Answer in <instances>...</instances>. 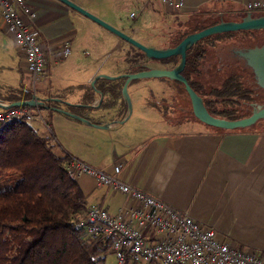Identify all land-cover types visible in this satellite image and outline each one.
<instances>
[{
	"label": "crops",
	"instance_id": "1",
	"mask_svg": "<svg viewBox=\"0 0 264 264\" xmlns=\"http://www.w3.org/2000/svg\"><path fill=\"white\" fill-rule=\"evenodd\" d=\"M72 1L148 43L149 35L139 25L144 15L155 19L161 11L175 16L169 14L175 11L162 0ZM183 1L185 7L177 11L180 17L198 12L247 13V3L254 0ZM29 2L38 12L36 24L50 61L47 81L38 87L46 91L37 89L36 96L45 101L42 111L56 136L57 150L64 149L106 171H112L118 161L124 162L120 176L127 182L214 225L222 240L264 257V129L225 130L195 118L172 125L168 113H173V107H167L166 113L159 109L151 101L153 88L144 89L150 83H143L146 80L128 86L131 113L127 107L125 114L124 95L125 101L120 99L116 107L98 108L104 100L103 77L95 85L93 80L101 73L130 72L124 55L131 44L62 0ZM215 3L222 7H212ZM133 11L141 12L138 21L129 17ZM9 43L14 48L10 49ZM65 44L70 46L66 56ZM56 59L59 63L52 66ZM28 76L25 56L0 17V99L10 103L5 99L9 86L23 85L26 90ZM157 82L168 85L165 80ZM87 104L92 108L85 107ZM57 108L80 113L92 121L100 119L108 127L84 122ZM38 129L47 131L42 125ZM78 181L90 203L112 213L130 203L125 194L99 185L90 176Z\"/></svg>",
	"mask_w": 264,
	"mask_h": 264
},
{
	"label": "trees",
	"instance_id": "2",
	"mask_svg": "<svg viewBox=\"0 0 264 264\" xmlns=\"http://www.w3.org/2000/svg\"><path fill=\"white\" fill-rule=\"evenodd\" d=\"M170 13L176 18L179 17L177 11ZM199 13L201 12L197 14ZM252 13L261 15L264 11ZM247 14L248 12L241 13L242 18ZM210 15L206 14L207 17ZM206 20L200 19L195 24L178 20L177 26H170L172 28L168 29L163 26L161 30H156L159 31L157 36H163L159 40L161 42L159 48L175 46L189 33L218 23L221 19L210 22ZM259 32H264V28L215 33L202 38L188 49L183 74L203 97L206 107L213 115L239 119L249 116L259 108V104L264 105V88L256 80L252 67L238 51L264 44L255 43L256 34ZM234 38L248 42L247 45L231 49L232 59L237 62V67L208 86L204 77L211 72H214L215 76L218 74L213 68L209 70L206 68L211 48L219 41ZM140 41L154 46L151 41L149 43L142 39ZM124 60L128 63L127 71L137 72L152 67L153 62L162 67L172 68L179 63L180 56L150 59L144 51L131 44L124 55ZM143 79L146 78L134 79L130 83ZM158 79L165 80L168 86L176 88L183 98L185 95L190 98L182 82L169 77ZM100 81L104 100L98 108L109 110L116 107L120 99L125 101L122 89L126 77L115 79L103 77ZM6 93L5 99L10 103L33 97L32 90L29 87L25 90L23 85L9 86ZM172 97L176 96L173 94ZM162 99L163 102L152 98L151 101L164 113L167 107L169 109L176 106V110L180 108L183 115L191 114L198 119L193 112L192 104L185 109L186 107L180 104L168 103L165 96ZM85 107L92 108L88 104ZM127 107L125 101V114ZM39 108L44 110L43 106ZM94 121L102 122L100 119ZM263 123L264 118L249 127L225 130H262ZM57 147L54 131L42 132L30 125L23 116L0 124V177L12 183L10 186L0 188V264L106 263L107 253L111 252L108 244L101 237H91L80 224V217L86 213L91 203L88 193L78 179L68 174L69 161L75 155L64 149L59 151ZM126 264L134 263L128 261Z\"/></svg>",
	"mask_w": 264,
	"mask_h": 264
},
{
	"label": "built area",
	"instance_id": "3",
	"mask_svg": "<svg viewBox=\"0 0 264 264\" xmlns=\"http://www.w3.org/2000/svg\"><path fill=\"white\" fill-rule=\"evenodd\" d=\"M173 11L185 7L183 0H162ZM248 11H264V0L247 3ZM141 12L129 17L138 21ZM0 17L24 54L29 87L36 96L40 84L47 81L49 58L36 24L37 10L29 0H0ZM70 46L64 45L68 55ZM59 59L54 61V65ZM1 103H4L0 99ZM25 117L30 125L44 126L53 133L48 118L39 107L13 106L0 109L3 121ZM124 162L118 161L112 171L97 168L77 156L68 164V174L74 178L90 176L96 182L129 199L117 213L91 203L80 217V224L91 237H101L116 258V264H264V257L220 238L217 228L195 218L189 212L127 182L120 176Z\"/></svg>",
	"mask_w": 264,
	"mask_h": 264
},
{
	"label": "water",
	"instance_id": "4",
	"mask_svg": "<svg viewBox=\"0 0 264 264\" xmlns=\"http://www.w3.org/2000/svg\"><path fill=\"white\" fill-rule=\"evenodd\" d=\"M69 6L75 8L101 25L105 26L130 44L141 49L145 52L146 56L150 59H165L174 55L180 56L179 63L172 67H149L147 69L137 71V72H124L119 75H110L106 73L99 74L92 82L95 85L96 80L99 77H105L108 79H115L118 77H126V81L123 85V95L128 103L130 113L132 111V100L130 97L128 86L130 82L134 79L141 78H160L169 77L178 80L184 84L186 91L191 100L193 112L195 116L202 122L223 129H234L239 127H249L255 124L259 119L264 118V105L259 106L255 109L249 116L239 118V119H227L223 117H218L210 113L208 108L204 103L203 97L191 86L188 79L184 76L183 70L187 62V51L190 47L196 44L202 38L220 32L226 31H237V30H247V29H263L264 28V14L254 15L251 11L240 20H225L221 19L218 23L207 26L201 30L191 32L186 35L177 45L172 47L159 48L151 45H147L134 36L126 33L125 31L119 29L113 24L107 22L106 20L100 18L93 12L89 11L85 7L77 4L72 0H62ZM241 55L246 59L247 63L252 67L255 75L258 78V83L264 88V44L260 46L251 47L247 50L240 51ZM57 101L66 102L60 98H56ZM0 106L3 108L13 107V106H30L38 107L45 106V101L38 96H33L30 99L16 100L11 103H1ZM64 114L80 119L84 122L93 124L99 127H108V124L95 123L90 119L69 110L57 108Z\"/></svg>",
	"mask_w": 264,
	"mask_h": 264
},
{
	"label": "rangeland",
	"instance_id": "5",
	"mask_svg": "<svg viewBox=\"0 0 264 264\" xmlns=\"http://www.w3.org/2000/svg\"><path fill=\"white\" fill-rule=\"evenodd\" d=\"M222 7L221 3H215V5H212V7ZM162 9V8H161ZM171 14V13H169ZM209 14V13H207ZM149 16V15H148ZM147 15H144L141 23L139 25L142 26V28L144 29V32L147 33L149 35L150 41L152 42V44L155 47H160L161 42L159 40L162 39L163 36L159 37L157 36V32L159 31H155V30H161L164 27H166V29L168 28H172L173 26H177L178 24L177 21L178 20H183L184 22L187 21L186 23L190 24H195L197 21H199L200 19H207L206 22H210L212 20H219V19H225V20H240L242 19L241 14H237V15H231L228 13L225 14H219V12H216L215 14H211L209 17L206 16V13H199V14H195V15H190V16H185V17H178L176 18L175 16H166L164 13L162 14V12L160 11L159 14L157 15V18L153 19L151 17H148ZM172 26V27H170ZM175 29V27H174ZM168 34L165 35V37H167ZM257 37V42L255 43H264V32H259L256 34ZM141 39V38H140ZM248 42H246L245 40H241L240 38H234V39H228V40H223V41H219L216 43V45L214 46V48H211L210 54L208 55V60L206 63V68L212 69L214 71H217L218 74L211 72L209 73L206 78L204 77V80L206 81L207 85L211 86V83L214 82L217 79H220L222 77V75L227 74L228 71H230L231 69H235V67H237V62H235L232 59V54H231V49L235 46H243V45H247ZM212 46V45H210ZM14 48V46L12 45V43H9V48ZM118 58V55L117 57ZM157 63H152V66L156 65ZM146 81L144 82H150L148 86H144V89H148V88H153L152 92H151V98L152 99H156V100H160L163 102V97L165 96L167 99L166 101L170 104L172 103H177L180 104L182 106H184L185 109H187L188 107L191 106V101L190 98H187V96L185 95V97L183 98L182 96H180V94L178 93L176 88H172V86H168L165 83H160L157 82L158 79L156 78H149V79H143ZM141 83V84H143ZM163 88L162 93L158 92L160 91V89ZM38 91L41 93H44V89H40L38 88ZM174 94V96L176 97H172V95ZM183 98V99H182ZM39 107V106H38ZM173 113L169 112L168 113V120L172 123V125H176L177 123H180V121L184 120L185 123H187V121H189L188 119H194V116H192L191 114L188 115H183V113L181 112V109L179 108L177 112L179 113H175L176 112V106L172 108ZM184 114H186L184 112ZM182 119V120H181ZM263 127H264V123H263ZM43 132L44 129L42 130ZM79 179V178H78ZM12 185V183L6 179H4L3 177H0V188L2 187H6V186H10ZM105 264H116V258L114 256L113 253L108 252L107 256H106V263Z\"/></svg>",
	"mask_w": 264,
	"mask_h": 264
},
{
	"label": "flooded vegetation",
	"instance_id": "6",
	"mask_svg": "<svg viewBox=\"0 0 264 264\" xmlns=\"http://www.w3.org/2000/svg\"><path fill=\"white\" fill-rule=\"evenodd\" d=\"M262 45V44H261ZM258 46H260V45H258ZM253 47H255V46H253ZM239 52L240 51H243V50H238ZM241 54V53H240ZM256 80L258 81V78H257V76H256ZM258 106H261V104H259Z\"/></svg>",
	"mask_w": 264,
	"mask_h": 264
}]
</instances>
